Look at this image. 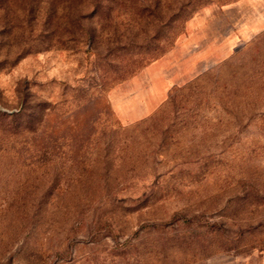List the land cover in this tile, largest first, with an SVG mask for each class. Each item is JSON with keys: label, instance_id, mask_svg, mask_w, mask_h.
Instances as JSON below:
<instances>
[{"label": "rangeland", "instance_id": "1", "mask_svg": "<svg viewBox=\"0 0 264 264\" xmlns=\"http://www.w3.org/2000/svg\"><path fill=\"white\" fill-rule=\"evenodd\" d=\"M0 264H264V0H0Z\"/></svg>", "mask_w": 264, "mask_h": 264}]
</instances>
